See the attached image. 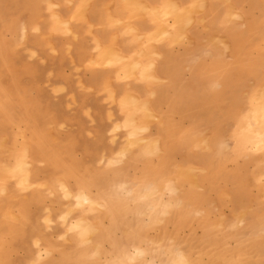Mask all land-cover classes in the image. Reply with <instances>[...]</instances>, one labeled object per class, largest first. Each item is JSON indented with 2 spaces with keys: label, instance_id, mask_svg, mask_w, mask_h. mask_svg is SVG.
<instances>
[{
  "label": "rangeland",
  "instance_id": "1",
  "mask_svg": "<svg viewBox=\"0 0 264 264\" xmlns=\"http://www.w3.org/2000/svg\"><path fill=\"white\" fill-rule=\"evenodd\" d=\"M94 2L0 0V264H264V83L192 51L143 78L96 38ZM127 7L162 41L195 13Z\"/></svg>",
  "mask_w": 264,
  "mask_h": 264
},
{
  "label": "crops",
  "instance_id": "2",
  "mask_svg": "<svg viewBox=\"0 0 264 264\" xmlns=\"http://www.w3.org/2000/svg\"><path fill=\"white\" fill-rule=\"evenodd\" d=\"M133 1L95 0L89 21L97 27L95 36L104 47H115L126 56L120 55L130 59L143 55L138 71L143 78L150 67L158 77H164L171 56L192 51L195 66L206 61L204 67L215 71L216 77L224 71L227 83L232 80L244 86L263 85L264 0H178L182 7L191 5L195 13L190 27L182 32L183 37L165 41L154 34L158 27L154 14L140 19V13L128 9ZM166 1L145 0L151 8H163ZM234 10L239 19L234 17ZM115 18L133 25L136 32L129 34L128 26H116L112 23ZM141 36L146 38L140 39ZM86 43L90 44L91 39L87 38ZM153 53L164 55L166 60L161 62Z\"/></svg>",
  "mask_w": 264,
  "mask_h": 264
},
{
  "label": "bare ground",
  "instance_id": "3",
  "mask_svg": "<svg viewBox=\"0 0 264 264\" xmlns=\"http://www.w3.org/2000/svg\"><path fill=\"white\" fill-rule=\"evenodd\" d=\"M206 3V2H205ZM172 6V5H171ZM175 9V8H174ZM176 10V9H175ZM150 12V11H149ZM177 13V12H176ZM171 14V13H170ZM178 16V15H177ZM175 18V17H174ZM178 19V18H177ZM181 19V18H180ZM175 20V19H174ZM181 23V22H180ZM180 23H179V25H180ZM184 23V22H183ZM163 26V25H162ZM180 27V26H179ZM165 30H166V27L164 28ZM164 30V31H165ZM186 30V29H185ZM163 31V32H164ZM184 31V30H183ZM162 34V33H161ZM158 36V35H157ZM156 36V37H157ZM158 37H160V36H158ZM142 52H144V51H142ZM145 57V56H144ZM153 57V56H152ZM139 58V57H138ZM151 58V57H150ZM138 69V68H137ZM152 69V68H151ZM156 78V77H155ZM140 102V101H139ZM260 102V101H259ZM261 103V102H260ZM264 104V103H263ZM262 104V105H263ZM134 106V105H133ZM261 106V105H260ZM263 111V110H262ZM260 115H262V117H264V114H259V116ZM260 119H261V116H260ZM263 123H264V121H263ZM258 127H260V126H258ZM264 130V129H263ZM262 130V131H263ZM262 133V132H261ZM259 134V133H258ZM263 135H264V133H263ZM23 169H25L24 168V165H23V167H22ZM28 177V176H27ZM77 200H79V203L81 202V204L82 205H84V204H88V203H91V199L90 198H88L85 194H83V193H80L78 196H77ZM81 222V224L83 225V226H89L88 224H87V221H85V220H80L79 221V223ZM78 227H80V226H78ZM143 255H144V252H143V250H139L138 252H137V254H136V257L138 258V259H140V258H142L143 257ZM187 262V263H186ZM185 263L186 264H189L188 263V261L185 259Z\"/></svg>",
  "mask_w": 264,
  "mask_h": 264
}]
</instances>
